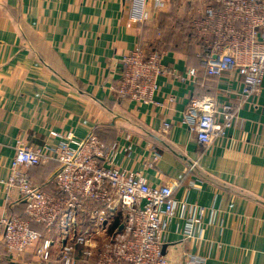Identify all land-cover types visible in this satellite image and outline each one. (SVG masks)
I'll list each match as a JSON object with an SVG mask.
<instances>
[{
    "label": "crops",
    "instance_id": "crops-1",
    "mask_svg": "<svg viewBox=\"0 0 264 264\" xmlns=\"http://www.w3.org/2000/svg\"><path fill=\"white\" fill-rule=\"evenodd\" d=\"M130 5L131 0H0V179L18 141L49 153L56 141L50 131H69L77 140L93 133L106 145L116 143L117 164L126 172L140 171L150 184L171 186L180 200L218 209L215 224L204 232L205 264H264V84L239 110L230 134L199 149L182 123L188 98L221 97L223 88L238 86L234 76L200 72L197 46L186 31V23L214 0H169L160 8L146 0L141 22L128 16ZM136 46L163 52L161 65L168 72L158 78L156 103L119 98L111 89L122 56ZM189 68L199 69L197 84L180 79ZM59 167L49 160L29 167L28 174L52 191ZM22 209V202H7L0 183V216ZM34 249L16 258L5 252L0 233V264H59L55 253L44 262ZM76 256L77 264H93L92 257Z\"/></svg>",
    "mask_w": 264,
    "mask_h": 264
},
{
    "label": "built area",
    "instance_id": "built-area-1",
    "mask_svg": "<svg viewBox=\"0 0 264 264\" xmlns=\"http://www.w3.org/2000/svg\"><path fill=\"white\" fill-rule=\"evenodd\" d=\"M168 1L153 4L160 8ZM145 2L131 0L130 19L147 18ZM190 39L205 76H234L238 84L223 88L221 97L188 98L182 123L204 151L230 134L239 110L263 87L264 0H214L202 16L191 20ZM162 55L154 46L147 52L136 46L122 56L119 77L111 85L116 96L156 103L158 78L168 72L161 65ZM199 73L189 68L180 79L197 84ZM168 126L163 123L164 129ZM50 134L56 141L47 147L49 153L18 141L8 173L0 179L7 202L24 203L23 215L0 216L6 253L21 258L35 246L41 260L50 261L55 253L59 264H77V252L92 257L93 264H205L204 232L215 224L217 208L180 200L168 184H150L142 172H126L117 164L116 143L106 145L93 133L83 140L69 131ZM49 160L60 165L52 178L55 193L44 190L27 172ZM33 222L44 225L49 234L44 237L31 228Z\"/></svg>",
    "mask_w": 264,
    "mask_h": 264
},
{
    "label": "trees",
    "instance_id": "trees-1",
    "mask_svg": "<svg viewBox=\"0 0 264 264\" xmlns=\"http://www.w3.org/2000/svg\"><path fill=\"white\" fill-rule=\"evenodd\" d=\"M190 36V35H189ZM196 46V45H195ZM155 47V46H154ZM155 48H157V47H155ZM200 70H202L201 69V67L199 68ZM201 72V71H200ZM38 165V164H37ZM33 166H36V165H33ZM33 166H30V167H33ZM29 168V167H28ZM28 168H27V172H28ZM57 171V170H56ZM55 171V172H56ZM54 175V174H53ZM52 178H53V176H52ZM52 181V180H51ZM41 187H42V185H41V183H38ZM52 185H53V183H52ZM45 190V189H44ZM49 192H52V193H55V189H54V185H53V190L52 191H49ZM22 204H23V209H22V212L21 213H18V214H9V215H23V210H24V203L22 202ZM41 225V224H39V223H35V222H33V223H31L30 224V226H31V228H33V229H35V226L34 225ZM41 226H43L44 228H46L44 225H41ZM36 230V229H35ZM39 231V230H38Z\"/></svg>",
    "mask_w": 264,
    "mask_h": 264
},
{
    "label": "rangeland",
    "instance_id": "rangeland-1",
    "mask_svg": "<svg viewBox=\"0 0 264 264\" xmlns=\"http://www.w3.org/2000/svg\"><path fill=\"white\" fill-rule=\"evenodd\" d=\"M191 20H192V19H191ZM190 24H191L190 21L186 23V26H185V27H186V31H187V32L190 30V28H189ZM189 35H190V32H189Z\"/></svg>",
    "mask_w": 264,
    "mask_h": 264
}]
</instances>
